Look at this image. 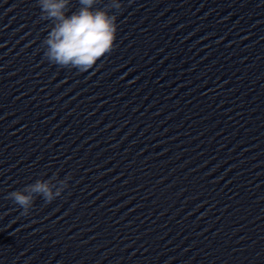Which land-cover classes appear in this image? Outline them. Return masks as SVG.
Here are the masks:
<instances>
[{
    "label": "clouds",
    "instance_id": "obj_1",
    "mask_svg": "<svg viewBox=\"0 0 264 264\" xmlns=\"http://www.w3.org/2000/svg\"><path fill=\"white\" fill-rule=\"evenodd\" d=\"M78 3L79 8L72 11L71 0H36L40 19L52 25L43 40L45 59L60 68L86 73L113 51L118 31L117 13L123 4L121 0H107V3L78 0ZM71 179V175L61 179L58 174L36 179L22 189L10 191L6 199L22 209L21 216H28L37 197L46 205L52 203L69 187Z\"/></svg>",
    "mask_w": 264,
    "mask_h": 264
}]
</instances>
